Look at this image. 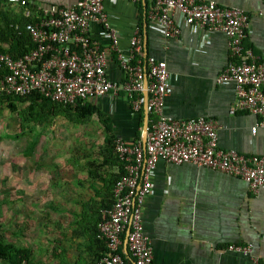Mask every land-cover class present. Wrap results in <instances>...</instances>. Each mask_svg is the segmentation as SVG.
<instances>
[{
  "label": "crops",
  "instance_id": "obj_1",
  "mask_svg": "<svg viewBox=\"0 0 264 264\" xmlns=\"http://www.w3.org/2000/svg\"><path fill=\"white\" fill-rule=\"evenodd\" d=\"M30 1L33 5L67 7L78 0ZM209 1L240 8L249 14L246 47L263 59L264 0ZM104 5L123 50L129 49L135 30L139 28L143 45L140 57L145 60L152 56L166 61L173 75V86L166 97L165 113L168 116L175 119H212L218 125L221 148L264 156V127L259 126L256 133L252 132L260 122L259 116L246 111L232 114L230 111L236 100L235 83L217 82L218 77L234 63L223 32L193 29L183 24L178 39L166 40L151 18V0H106ZM101 31L100 25L92 24V36L107 44L101 37ZM107 73L114 81H126V72L119 63L118 54L109 56ZM141 96L143 104L139 109L134 108L133 100L127 98L125 91L119 95L98 97L92 102L100 107L118 138L134 143L144 141L145 121L152 118L145 106L144 92ZM95 116L103 129V140L96 150L84 156V162L80 161L86 168H74V173L78 174L74 185L80 191L68 200L67 223L57 216H64L65 208L62 210L60 205L58 208V200L54 202L55 209H61L53 214L60 230L54 234L53 244L49 242L50 246L45 248L47 256L49 254L46 264L97 263L100 244L88 232H79L81 227L78 226L83 215H88L92 205L101 200L99 191L104 189L96 171L104 161L100 152L105 143V127L97 114L92 118ZM103 165V171L109 173L119 170L115 161ZM152 179L153 192L146 199L143 221L156 264H255L256 258L264 260V187L254 191L241 177L188 162L160 161ZM58 218L61 221H57ZM231 244H252L253 249L251 254L244 255L229 250ZM123 248L128 253L125 246Z\"/></svg>",
  "mask_w": 264,
  "mask_h": 264
},
{
  "label": "built area",
  "instance_id": "obj_2",
  "mask_svg": "<svg viewBox=\"0 0 264 264\" xmlns=\"http://www.w3.org/2000/svg\"><path fill=\"white\" fill-rule=\"evenodd\" d=\"M24 8L31 18L25 29L35 47L21 57L0 54V96H27L40 93L65 105L86 103L108 94L125 91L135 109L143 104L141 94L148 79L147 110L152 116L146 142L115 141V153L125 173L114 188V203L102 211L98 235L108 251L97 264H156L154 249L144 230L143 210L153 192L152 175L160 161L185 162L241 177L256 191L264 187V156L246 155L219 146L218 125L212 119H175L165 113L166 97L173 75L164 60L142 55L140 29L136 28L130 47H120L118 32L105 10L106 0H78L67 7L33 5L30 0H7ZM117 1V0H114ZM151 18L166 40L178 39L183 24L193 29L223 32L228 39L234 63L218 77V83L234 82L236 100L231 113L246 111L259 116L252 129L264 127V58L246 47L250 16L243 9L209 0H151ZM180 18V19H178ZM101 26V43L91 34L92 24ZM16 28H20L19 25ZM118 54L126 81L112 80L107 73L109 56ZM128 232V233H127ZM127 247L129 257L121 250ZM229 250L249 255L253 245L231 244ZM255 264L264 260L254 259Z\"/></svg>",
  "mask_w": 264,
  "mask_h": 264
},
{
  "label": "rangeland",
  "instance_id": "obj_3",
  "mask_svg": "<svg viewBox=\"0 0 264 264\" xmlns=\"http://www.w3.org/2000/svg\"><path fill=\"white\" fill-rule=\"evenodd\" d=\"M103 136L96 116L87 124L59 116L50 126L34 123L22 130L18 112L6 109L0 115V236L30 247L33 264H46L45 248L60 230L53 216L65 208V215L57 216L67 223L68 200L80 191L74 185V168H86L80 161L98 148ZM57 200L61 209L56 210Z\"/></svg>",
  "mask_w": 264,
  "mask_h": 264
},
{
  "label": "trees",
  "instance_id": "obj_4",
  "mask_svg": "<svg viewBox=\"0 0 264 264\" xmlns=\"http://www.w3.org/2000/svg\"><path fill=\"white\" fill-rule=\"evenodd\" d=\"M24 8L14 6L7 0H0V54H11L13 57H21L31 51L35 47L30 34L25 29L27 22L31 21L24 15ZM19 25L20 28H16ZM142 59L137 56L135 61ZM144 63V60H143ZM5 70L0 71V78ZM19 104H26L20 107ZM9 109L11 112H18L21 121L22 130H25L31 124L52 125L55 118L59 116L65 117L74 124H85L89 122L93 115L97 114L105 127V143L101 147L100 154L104 161L98 165L97 175L104 183V189L99 191L101 200L92 205L87 211L88 215H83L82 222L78 223L81 227L79 232L83 234L88 232L93 239L95 238L101 246L97 255V262L107 253L108 248L106 242L98 235V223L103 217L102 211L110 208L114 203V188L125 173L124 164L115 153V141L118 138L108 119L104 117L100 107L92 101L86 103H78L74 105H65L54 102L41 95L40 93H32L27 96L1 95L0 96V115ZM37 141H35L36 143ZM30 145L26 151L30 153L32 150ZM115 161L119 166L117 172L109 173L103 171L104 163ZM95 164V161H93ZM92 165V164H91ZM101 172H104L103 174ZM78 232V230H76ZM124 257H129V253L121 250ZM33 251L30 247L19 246L16 243L8 242L3 236H0V262L3 264H33ZM97 264V263H96Z\"/></svg>",
  "mask_w": 264,
  "mask_h": 264
},
{
  "label": "water",
  "instance_id": "obj_5",
  "mask_svg": "<svg viewBox=\"0 0 264 264\" xmlns=\"http://www.w3.org/2000/svg\"><path fill=\"white\" fill-rule=\"evenodd\" d=\"M145 88H146L145 91H144V94H145V106L147 107V102H148V97H149V93H148V90H147V88H148V79L147 78H146ZM148 129H149V121L146 120L145 121V125H144V132H143L144 142H146V136H147ZM125 247H127V238H125Z\"/></svg>",
  "mask_w": 264,
  "mask_h": 264
}]
</instances>
